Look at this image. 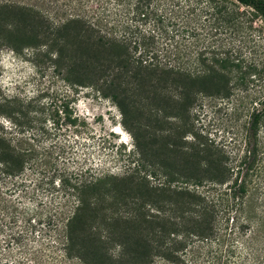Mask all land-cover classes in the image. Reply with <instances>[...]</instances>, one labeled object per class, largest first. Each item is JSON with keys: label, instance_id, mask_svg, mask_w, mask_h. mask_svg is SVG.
I'll return each instance as SVG.
<instances>
[{"label": "rangeland", "instance_id": "rangeland-1", "mask_svg": "<svg viewBox=\"0 0 264 264\" xmlns=\"http://www.w3.org/2000/svg\"><path fill=\"white\" fill-rule=\"evenodd\" d=\"M20 7H32L31 18L40 22L45 17L51 25L81 15V0H0L1 29L21 21ZM249 24L244 23L243 31L235 34L234 45L244 65L254 63L255 69H246L242 81H228L223 95L191 89L189 94L194 99L183 117H178L180 106L171 101L167 91L171 88L162 90L149 104L161 112L152 117L144 110L140 128L133 127L138 118L131 114L125 124L118 105L109 97L91 86L70 84L62 62L44 48L34 50L24 45L15 51L0 43V138L17 150L34 152L21 172L0 176V206L6 204L17 215L12 229L22 236L19 241L9 240V228L0 233V264H113L108 259H114L118 248L102 240L105 227L99 219H88L73 229L75 243L68 248V255L62 256V250L56 248L57 225L77 204L71 185L85 177L97 178L103 181L98 187L100 193L114 188V194H151L153 198L164 194L165 199L175 201L180 190L192 186L184 183V177L171 173L195 172L190 149L199 142L216 146L229 170L226 184L213 186L210 194H236L231 184L235 176H242L247 186L244 194L254 197V210L264 212V21L255 18L251 28ZM69 39L72 50L65 56L72 53L80 58L77 29L70 30ZM255 113L259 118L253 125ZM133 132L150 153L145 164L161 162L166 170L156 169L152 174V167L146 165L142 170L141 157L130 153L134 149ZM143 173L146 185L137 187L126 180L128 176L139 179ZM61 177L71 185L63 187ZM160 184H164V191L154 190ZM39 218L41 224L33 229L31 225ZM121 229L115 231H121L122 238L130 242L150 236L144 223ZM147 243L153 244L148 264H176L161 256L156 239ZM127 259V264H135L136 258Z\"/></svg>", "mask_w": 264, "mask_h": 264}, {"label": "trees", "instance_id": "trees-1", "mask_svg": "<svg viewBox=\"0 0 264 264\" xmlns=\"http://www.w3.org/2000/svg\"><path fill=\"white\" fill-rule=\"evenodd\" d=\"M32 11V7H20L21 21L0 28V43L15 51L26 46L44 48L62 62L70 84L91 86L109 97L118 105L124 123L131 114L138 118L133 127L140 128L144 110L152 117L161 112V108L149 104L162 90L171 88L167 90L171 101L180 106L178 117H183L194 99L189 94L191 89L223 95L228 81H242L246 69H255L254 63L244 65L234 40L244 23H250L251 28L253 19L264 21V0H81V15L58 25H51L45 17L35 21ZM72 28L81 37L80 58L72 53L65 56L72 50ZM226 37L230 41L226 42ZM233 73L238 74L233 77ZM258 118L259 113H255L253 125ZM132 135L134 149L130 153L141 157L142 170L145 165L151 166L155 174L156 169L164 168L161 162L145 164L150 153L134 132ZM197 144L190 149L195 172L171 173L184 177V183L192 186L180 190L175 201L165 199L164 194H158V198L151 194H114V188L100 193L98 187L103 181L97 178L85 177L73 185L66 177L59 178L63 187L69 184L77 194L75 209L56 229L55 246L62 250V256L75 243L73 229L88 219H99L105 227L102 240L118 248L114 259H108L113 264H127L128 257L136 258L135 264H148L153 244L147 242L153 239L158 241L155 247L162 250L161 256L176 264H264V212L254 210V197L244 194L247 186L242 176H235L231 184L236 194H210L213 186L226 184L229 170L216 146ZM33 154L31 149L17 150L0 138V176L21 172ZM239 165L242 168V162ZM128 177L126 180L137 187L146 185L144 173L139 179ZM163 185L154 190H163ZM2 206L0 233L9 228L6 238L21 240V233L12 229L17 215L6 204ZM140 223L147 224L148 239L130 242L122 238L121 231H115ZM38 224L40 218L30 225L34 229Z\"/></svg>", "mask_w": 264, "mask_h": 264}]
</instances>
